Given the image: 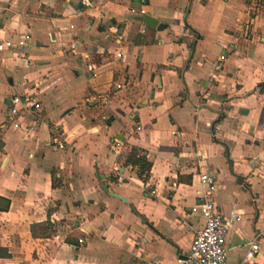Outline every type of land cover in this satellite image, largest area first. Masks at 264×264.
<instances>
[{
	"label": "crops",
	"instance_id": "obj_1",
	"mask_svg": "<svg viewBox=\"0 0 264 264\" xmlns=\"http://www.w3.org/2000/svg\"><path fill=\"white\" fill-rule=\"evenodd\" d=\"M0 2V43L14 46L0 51V264H183L203 173L239 217L227 263L264 264V0ZM130 9L165 28L148 36ZM17 94L41 107L24 124ZM130 147L151 163L146 183L124 164ZM48 220L56 233L36 237Z\"/></svg>",
	"mask_w": 264,
	"mask_h": 264
},
{
	"label": "built area",
	"instance_id": "obj_2",
	"mask_svg": "<svg viewBox=\"0 0 264 264\" xmlns=\"http://www.w3.org/2000/svg\"><path fill=\"white\" fill-rule=\"evenodd\" d=\"M79 5L83 8H90L101 0H77ZM132 1V0H128ZM4 12V8L0 2V16ZM79 13V11H78ZM129 14L132 17H141L144 15L142 9L136 11L130 9ZM64 31H71L74 29L73 25H68L62 28ZM143 32V31H142ZM23 41L20 42V45ZM78 43L71 41L68 45H63V49L69 52L71 55H78L76 49ZM12 41H2L0 43V51L7 48H12ZM40 103L36 100L32 94H17L11 97L9 114L12 117L21 119V123H25L27 116H34L35 113L40 112ZM37 127L36 120L30 124H25L24 129L25 139L31 137ZM136 130H140V126L137 124ZM74 135L71 133L67 136V139H61L59 136H55L52 139L53 145L57 149H64L68 146V141L73 139ZM70 139V140H69ZM200 181L206 186V191L203 194H199L198 203L192 208V212L198 213L202 218V226L195 231L189 253L183 264H228L227 263V248H226V236L235 220H238L237 215L231 217H225L216 208L213 201V192L215 189L213 178L203 173L200 175ZM83 243V240H80ZM259 251V245L257 238L248 243L245 250V260L253 259Z\"/></svg>",
	"mask_w": 264,
	"mask_h": 264
},
{
	"label": "trees",
	"instance_id": "obj_3",
	"mask_svg": "<svg viewBox=\"0 0 264 264\" xmlns=\"http://www.w3.org/2000/svg\"><path fill=\"white\" fill-rule=\"evenodd\" d=\"M145 33L148 34V36H152L154 33V30H152L149 27L145 28ZM153 42V39H144L142 41L143 44H151ZM124 164L126 166H130L132 168L137 169V176L138 178L146 183L148 181L150 169H151V163L146 157V154L141 151L138 148L130 147L129 152L125 156ZM112 181H116L114 178H111ZM181 181V178L178 179ZM187 184L191 183V179L189 178L186 181ZM32 233L36 235V237L39 238H48L51 237L53 234L56 233L55 226L48 220L45 224H36L31 227ZM66 242L69 244H72V241L69 239H66Z\"/></svg>",
	"mask_w": 264,
	"mask_h": 264
},
{
	"label": "water",
	"instance_id": "obj_4",
	"mask_svg": "<svg viewBox=\"0 0 264 264\" xmlns=\"http://www.w3.org/2000/svg\"><path fill=\"white\" fill-rule=\"evenodd\" d=\"M135 20L142 22L145 26L155 29L157 31H162L165 28V25L163 24H159L158 20H156L155 18L148 16L146 14L142 15L141 17H136ZM220 113L222 111H219ZM112 196L119 198L120 200H123V198H121L120 196L114 195L112 194Z\"/></svg>",
	"mask_w": 264,
	"mask_h": 264
}]
</instances>
